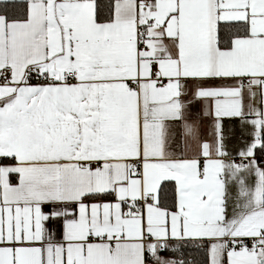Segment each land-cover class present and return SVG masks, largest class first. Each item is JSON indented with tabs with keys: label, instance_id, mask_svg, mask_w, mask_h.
Instances as JSON below:
<instances>
[{
	"label": "snow or ice",
	"instance_id": "obj_1",
	"mask_svg": "<svg viewBox=\"0 0 264 264\" xmlns=\"http://www.w3.org/2000/svg\"><path fill=\"white\" fill-rule=\"evenodd\" d=\"M0 264H264V0H0Z\"/></svg>",
	"mask_w": 264,
	"mask_h": 264
}]
</instances>
